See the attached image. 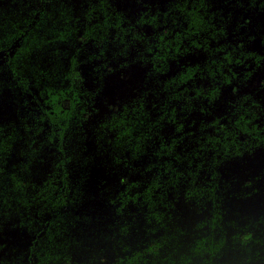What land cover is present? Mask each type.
Here are the masks:
<instances>
[{
  "label": "trees",
  "instance_id": "16d2710c",
  "mask_svg": "<svg viewBox=\"0 0 264 264\" xmlns=\"http://www.w3.org/2000/svg\"><path fill=\"white\" fill-rule=\"evenodd\" d=\"M0 264H264V0H0Z\"/></svg>",
  "mask_w": 264,
  "mask_h": 264
}]
</instances>
